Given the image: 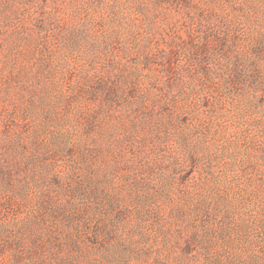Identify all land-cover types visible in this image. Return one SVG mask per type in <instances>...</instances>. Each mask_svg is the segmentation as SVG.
Segmentation results:
<instances>
[{
	"label": "rangeland",
	"instance_id": "rangeland-1",
	"mask_svg": "<svg viewBox=\"0 0 264 264\" xmlns=\"http://www.w3.org/2000/svg\"><path fill=\"white\" fill-rule=\"evenodd\" d=\"M0 264H264V0H0Z\"/></svg>",
	"mask_w": 264,
	"mask_h": 264
}]
</instances>
